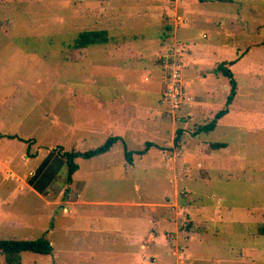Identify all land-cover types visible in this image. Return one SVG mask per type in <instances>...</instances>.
<instances>
[{"label": "rangeland", "instance_id": "374dc122", "mask_svg": "<svg viewBox=\"0 0 264 264\" xmlns=\"http://www.w3.org/2000/svg\"><path fill=\"white\" fill-rule=\"evenodd\" d=\"M156 6L0 0V134L15 137L0 138V239L43 238L52 247L48 256L22 253L21 264H264V0H206L187 20L197 48L180 47L188 100L173 118L161 105L163 53L153 62L137 53L152 51L143 47L150 40L156 50L160 27L167 35L166 27L187 24L181 6L171 17ZM92 30L107 31L110 42L74 49L76 36ZM227 59L236 95L216 128L197 134L224 107L228 79L212 72ZM146 68L158 69L159 94L148 95ZM110 136L123 144L79 159L71 185L64 166L44 194L29 186L50 152L88 151ZM146 142L155 147L128 164L124 148L135 153ZM150 214L169 225L141 250Z\"/></svg>", "mask_w": 264, "mask_h": 264}, {"label": "trees", "instance_id": "16d2710c", "mask_svg": "<svg viewBox=\"0 0 264 264\" xmlns=\"http://www.w3.org/2000/svg\"><path fill=\"white\" fill-rule=\"evenodd\" d=\"M110 42L107 31L105 30H92V31H83L80 32L75 39L74 49L81 50L86 49L90 46H105ZM232 63L221 62L214 70V75H221L228 79L229 92L225 100L224 107L218 111L212 120L204 126L199 127L196 131L197 134L208 133L213 131L220 119L228 114L229 107L231 106L234 97L236 95L237 84L233 78V74L229 69V66ZM180 131L177 132V136L174 139V145H177L179 140ZM0 138H15L12 136H5L0 134ZM118 142L123 143L122 139L118 136H110L105 142L95 149H91L84 152L78 151H62L54 153H49L46 158L43 159V162L39 168L34 172L35 174L28 181L29 186H31L39 194H44L48 186L51 183L56 182L59 178V171L65 166L66 171L64 175L65 185H70L72 183L73 175L78 171L79 166L77 161L90 160L92 158L107 154L114 145ZM155 147L154 144L146 142L144 148L138 152H131L124 148V158L128 164H132V156L144 155L147 151ZM226 145L222 143H212L210 148L212 150H218L225 148ZM52 161L53 164H52ZM52 164V165H51ZM58 173V174H57ZM260 234L264 236V226L260 229ZM22 253H34L38 255L48 256L52 253V247L50 243L41 238V239H23L20 237H10L8 239H0V254L3 255L5 259V264H21V254Z\"/></svg>", "mask_w": 264, "mask_h": 264}, {"label": "crops", "instance_id": "0c3cea01", "mask_svg": "<svg viewBox=\"0 0 264 264\" xmlns=\"http://www.w3.org/2000/svg\"><path fill=\"white\" fill-rule=\"evenodd\" d=\"M156 2H158V6L155 7V10L158 12V16L159 17H162L164 14L168 15V17H171L172 14H174V12L177 11V7H180L181 6V12H182V15L186 18V23L187 24V20L191 18V15L193 17H195V15L198 16V13L200 11H198L197 9H199V7H201L203 5V3L205 2L206 3V0H185L184 2H182L181 0H178L176 2L175 5H173V10H170L168 11V14L167 12L165 11V7L166 5L169 3V0H155ZM188 1V3H187ZM207 1H214V0H207ZM220 2H231L232 0H219ZM172 2H174V0H172ZM182 2V3H181ZM180 4V5H179ZM179 5V6H178ZM165 6V7H164ZM167 10V9H166ZM146 18L150 17V14H145ZM189 21V20H188ZM208 21V19L206 20ZM161 24L160 26H165V21L163 22L161 20ZM161 27L159 28V31L161 32V37L156 41L154 48L156 50H153V44H152V40H150L149 42H144L143 44V47L145 49H151L152 51H146L141 53V52H138L137 53V56L140 58V60H142L143 62H146L145 59L148 60V62H153L154 60H156V57H159L160 54L164 53L165 51H167L169 48H172L173 46L177 45L180 47H183L187 44L191 45L192 46V49L193 48H197V46L194 44V38H193V35H194V29H193V25H189V22L186 26H181V27H177L176 25L174 26V28H169V27H166L165 29H167V31L169 32L167 35L163 33V30L161 31L160 30ZM134 44L133 42H126L124 45H122V48L123 49H129L132 48L131 45ZM151 45V46H150ZM160 46L159 49H157L158 47ZM167 47V48H166ZM201 48V47H200ZM199 48V49H200ZM151 53V56H148L149 54ZM127 56L130 58L131 55L128 53ZM184 56V54H183ZM243 56L240 58L242 59ZM131 59V58H130ZM190 61V60H189ZM191 62V61H190ZM190 62H188V66L190 65ZM225 62L227 63H230L231 60H225ZM152 67V66H151ZM195 67V66H194ZM149 68V67H148ZM146 68L147 72L149 74H151L153 76V86H152V91H148V95H151V92H154L155 94H159L158 93V87H159V81H160V74H159V71L158 69H155L153 72L151 71H148L149 69ZM146 78V77H145ZM145 80V79H144ZM148 81V78L147 80ZM131 85V84H130ZM158 85V86H157ZM130 87L132 88V85L129 86L127 85L125 88L126 89H130ZM163 95V94H162ZM124 100V99H123ZM138 108V107H136ZM148 109L149 111H151V108H146ZM107 112H110V111H107ZM134 112H138V114L136 115V117H142V113H139L140 111L137 109L135 110ZM147 113L146 110H144L143 114ZM149 113V112H148ZM147 113V114H148ZM112 121V120H111ZM111 123V122H110ZM109 123V124H110ZM120 137V136H118ZM121 138V137H120ZM122 139V138H121ZM123 141V140H122ZM151 143V142H150ZM123 144V143H122ZM72 182H73V178H72ZM71 185V184H70ZM33 189V188H32ZM34 192H36L34 189H33ZM38 195H40L38 192H36ZM69 202H72V201H67L65 203H63L62 206L64 211H66V207L65 205L69 204ZM141 207H143L142 205H139ZM138 206V207H139ZM151 215V214H150ZM166 223L165 222V219L163 218H155L151 215V218L149 220V223H148V239H146L144 241L145 245L141 244L140 245V249H146L147 248V245L149 244V242L151 240H153L156 236H159L161 234V232L159 231V226ZM166 225H169L168 223H166ZM160 233V234H159ZM163 236H164V232L162 233ZM154 261V260H153Z\"/></svg>", "mask_w": 264, "mask_h": 264}, {"label": "built area", "instance_id": "2783aa9c", "mask_svg": "<svg viewBox=\"0 0 264 264\" xmlns=\"http://www.w3.org/2000/svg\"><path fill=\"white\" fill-rule=\"evenodd\" d=\"M177 1L178 0H174L173 5H175ZM180 47L175 45L158 58L159 67L163 73L162 76L165 83V92L162 95L161 105L165 114L171 118L175 116L178 110L184 106L188 100L186 98L183 82L184 67L178 57Z\"/></svg>", "mask_w": 264, "mask_h": 264}]
</instances>
